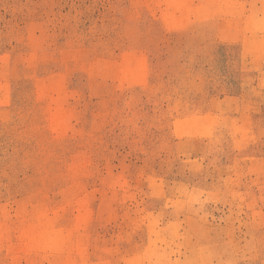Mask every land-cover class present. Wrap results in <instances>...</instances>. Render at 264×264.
Here are the masks:
<instances>
[{
	"label": "rangeland",
	"instance_id": "374dc122",
	"mask_svg": "<svg viewBox=\"0 0 264 264\" xmlns=\"http://www.w3.org/2000/svg\"><path fill=\"white\" fill-rule=\"evenodd\" d=\"M0 264H264V0H0Z\"/></svg>",
	"mask_w": 264,
	"mask_h": 264
}]
</instances>
